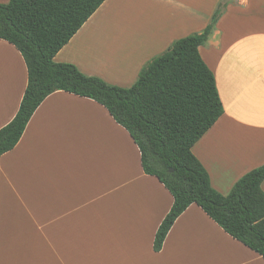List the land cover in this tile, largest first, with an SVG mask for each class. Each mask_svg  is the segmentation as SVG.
<instances>
[{
	"label": "crops",
	"instance_id": "1",
	"mask_svg": "<svg viewBox=\"0 0 264 264\" xmlns=\"http://www.w3.org/2000/svg\"><path fill=\"white\" fill-rule=\"evenodd\" d=\"M222 3L199 52L225 113L192 152L227 196L264 165V0H106L54 61L131 87L174 42L201 34ZM27 84L23 56L0 40V129L17 115ZM173 204L105 107L55 92L0 158V264H264L196 204L155 252Z\"/></svg>",
	"mask_w": 264,
	"mask_h": 264
},
{
	"label": "trees",
	"instance_id": "2",
	"mask_svg": "<svg viewBox=\"0 0 264 264\" xmlns=\"http://www.w3.org/2000/svg\"><path fill=\"white\" fill-rule=\"evenodd\" d=\"M106 0H10L0 4V40L13 45L27 66L28 84L15 118L0 129V158L21 140L31 118L59 91L99 103L138 146L147 175L174 198L154 241L160 252L176 220L193 204L228 235L264 258V165L243 176L225 196L193 154L195 144L225 113L215 75L199 48L212 35L226 4L201 34L180 39L148 62L130 88L83 74L55 56Z\"/></svg>",
	"mask_w": 264,
	"mask_h": 264
},
{
	"label": "rangeland",
	"instance_id": "3",
	"mask_svg": "<svg viewBox=\"0 0 264 264\" xmlns=\"http://www.w3.org/2000/svg\"><path fill=\"white\" fill-rule=\"evenodd\" d=\"M127 88H130V87H127Z\"/></svg>",
	"mask_w": 264,
	"mask_h": 264
}]
</instances>
